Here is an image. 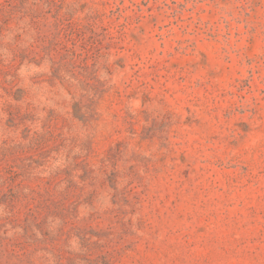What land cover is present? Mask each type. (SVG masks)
<instances>
[{"label":"rangeland","instance_id":"rangeland-1","mask_svg":"<svg viewBox=\"0 0 264 264\" xmlns=\"http://www.w3.org/2000/svg\"><path fill=\"white\" fill-rule=\"evenodd\" d=\"M0 264H264V0H0Z\"/></svg>","mask_w":264,"mask_h":264}]
</instances>
